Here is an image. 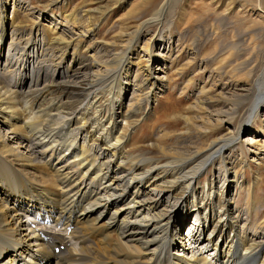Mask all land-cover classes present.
<instances>
[{
    "label": "rangeland",
    "instance_id": "obj_1",
    "mask_svg": "<svg viewBox=\"0 0 264 264\" xmlns=\"http://www.w3.org/2000/svg\"><path fill=\"white\" fill-rule=\"evenodd\" d=\"M161 2L163 0H0V30L3 32L0 41L1 73L14 76L12 82L17 81L18 86L26 83L27 88H35L36 84L42 88L54 81L78 80L83 73L99 71L98 63L107 61L111 49L108 43H120L125 36L141 30L137 44L132 46V54L130 51L127 53L129 64L125 71L116 73V76L122 77L121 84L124 87L123 100L122 97L119 100L122 101V111L125 112L130 102L143 93L138 86L146 75L154 77L155 85L151 88L148 85L145 89H150L149 101L144 99L141 112L131 117L135 122L132 127L127 128L126 121H121V117L118 119V130L123 131L122 134L128 140V143H124L127 144L124 151L148 153L149 156L157 157L151 147L159 136L166 133L175 136L168 144L174 145L178 141V147L182 146L183 152L187 153L198 145L196 138L202 130L210 132L207 139L199 140L202 141L201 147L207 148L208 143L217 137L234 138L235 126L246 105H241L242 108L233 118L218 116L217 112L227 111L224 100L232 98L230 95L234 88L260 85L261 95L264 92V0H171V6L159 24L143 26V20ZM73 8L78 24L66 26L62 11L69 13ZM81 8L92 9L89 18L82 15ZM17 9L20 11L17 20L21 21L24 14L26 19L23 21L26 23L14 28L11 23ZM54 32L66 37L70 43L68 48L56 50L54 46H47L46 37ZM147 42L151 43L153 57L144 51ZM123 51V47H120L114 53L123 54ZM106 90L104 88L102 92ZM201 90L204 93L200 95ZM99 91L95 89L96 94ZM71 97L70 100L56 99L66 110H79L89 100L86 94L72 93ZM52 98L46 96L42 102L46 103ZM201 99L203 102H200ZM258 110L259 118L242 127V132L236 137L238 144L235 148L222 150L220 160L226 163L227 172L222 169L217 156L216 160L214 158L201 170V176L194 184L197 195L185 191L184 197L188 200L166 187L161 189L154 184L138 185L140 191L150 192V196L162 207L168 206L172 210L174 220L166 234L173 235L177 242L183 241L170 249L172 254L178 248L177 254H184L180 258L182 261L190 260V251L195 250L191 246L199 245L204 241V236L208 237L209 229L207 231L205 224L216 222L217 225L215 210L219 200L230 204L229 213L237 219L240 235L244 233L253 242L264 241L263 231L252 229V225L260 223L264 214V107ZM109 116V106L105 103L99 110L98 119L102 121L105 117L107 121ZM70 129L72 134L69 137L74 140L72 135L77 133L75 126ZM2 136L8 138L14 147L19 145L18 141L11 142L14 136L9 134L4 125H0ZM76 136L77 146H91L94 151L104 154L106 161L112 157L108 151L99 149L101 138L94 143L85 132ZM190 142L192 145H189ZM20 143V151L24 152L25 145L34 146L32 141L22 142L21 139ZM36 149L33 151L37 152ZM2 162L7 166L10 164L4 159ZM107 165L112 174L119 173L120 169L115 164L108 162ZM43 172L47 179L43 184L38 182V185L45 184L44 188L52 193L56 187L50 179V172L46 169ZM22 175L24 180L25 175ZM203 189L207 193L211 191V199L214 200V204L207 206L205 213L202 211L204 209L199 211L193 208L198 206L201 195L203 197ZM184 224H187L185 228L188 227L189 231L190 227L193 228L190 239ZM196 227L199 229L195 231ZM225 228L219 227L214 235L217 238L225 237ZM81 231L84 236L94 238L95 234H91L88 227H82ZM93 243L85 247L99 257L101 264H130L134 259L111 254L107 255L109 257H100L96 249L100 250L102 242L96 238ZM210 244L214 246V243ZM203 247L210 262L217 264L211 247ZM221 252L219 262L227 259L228 254L226 250Z\"/></svg>",
    "mask_w": 264,
    "mask_h": 264
},
{
    "label": "bare ground",
    "instance_id": "obj_2",
    "mask_svg": "<svg viewBox=\"0 0 264 264\" xmlns=\"http://www.w3.org/2000/svg\"><path fill=\"white\" fill-rule=\"evenodd\" d=\"M170 4L171 0H163L143 20L142 25L159 24ZM16 11L11 23L14 28L26 23L23 21L26 19L23 12L21 21L17 20L20 11ZM80 11L89 18L92 9ZM62 17L65 18L66 26L78 24L74 8L69 13L62 11ZM1 30L0 41L3 33ZM140 31L125 36L120 43H108L111 49L107 61L98 63L99 71L83 73L78 80L54 81L42 88L37 84L35 88H27L26 83L18 86L17 81L12 82L11 78L14 76L1 73L0 68V125L8 128L9 134L14 136L11 142L18 141L20 145L22 139V142L32 141L35 146L25 145L26 152L20 151L19 145L14 147L8 138L0 137V264H101L99 257L85 247L96 238L102 242L100 250L96 249L100 257H109L108 254L134 257L130 264H213L206 256L204 245L211 247L217 264H264V241L256 243L247 239L244 233L240 235L237 219L229 213L230 204L221 200L215 210L217 225L216 222L205 224L207 231L209 229L208 237L204 236V241L200 244L197 241L199 245L191 246L195 250L190 251L191 258L187 256L190 260L182 261L180 258L184 254H177L178 248L173 250L176 255L170 252L171 247L180 241L177 242L173 235L166 234L174 220L172 210L168 206L162 207L150 196V192L138 189V185L142 183L145 186L154 184L161 189L166 187L165 189L181 198H187L184 197L185 191L197 195L194 184L199 180L201 170L216 156L224 172H227L226 163L220 160L223 149L235 148L238 144L236 137H239L242 127L259 118L258 108L264 107L261 86L234 88L231 95L229 93L232 98L224 100L227 111L217 112L218 116L233 118L242 108L240 106L246 105L243 116L235 126L234 138L217 137L205 148L200 146L202 141L199 140L207 139L210 131L202 130L196 138L198 145L187 153L183 152L182 146L178 147V141L174 145L168 144L175 136L166 133L159 136L151 147L157 157L149 156L148 153H126L124 148L127 144L124 143H128V140L122 134L123 131L118 130V119L121 117V121H126L127 128L132 127L135 122L131 117L141 112L144 99L149 101L150 89H145L148 85L150 88L155 85L154 77L146 75L138 86L143 93L130 102L125 112L122 111V101L119 100L121 97L123 100L124 87L121 84L122 77L116 76V73L125 71L129 64L127 53L137 44ZM46 40L47 46H54L56 50H65L70 44L63 34L57 32L48 35ZM120 47L124 49L123 54L114 53ZM150 49L151 43L147 42L144 51L153 57L154 53ZM104 88L107 90L102 92ZM95 89L100 91L96 94ZM72 93L86 94L89 100L79 110L63 109L56 98L70 100ZM203 93L201 90L200 95ZM46 96L54 99L44 103L42 101ZM104 97L106 99L103 102ZM105 103L109 106L111 116L107 121L104 120L105 117L99 121V110ZM73 125L76 135L85 132L94 143L101 138L99 149L108 151L112 156L110 160L106 161L107 157L91 149V146H77V136L72 135L74 140L69 137ZM34 148H38L37 152L33 151ZM3 159L10 162L9 166L2 162ZM108 162L120 169L118 174H112L108 170ZM45 169L50 172V179L53 180L50 183L56 187L52 193L44 188L45 184L38 185V182L43 184L47 179L43 172ZM22 174L25 175L24 180ZM201 193L203 197L201 195L198 206L193 208H198L199 211L204 209L202 211L205 213L207 206L214 204V200L211 199V191L207 193L203 189ZM194 195L191 193L192 201ZM205 220L208 221L207 218ZM185 225L187 226L184 224L183 227L187 229ZM84 226L96 236H84L81 231ZM219 227H227L225 237L217 238L214 235ZM189 229L191 230L187 229V235L190 239L193 228ZM198 229L196 227L194 230ZM252 229L264 233V214L260 223L252 225ZM181 242L178 244H182ZM210 243H214V246ZM62 245V249L58 248ZM221 250H226L228 254L227 259L219 262L223 253Z\"/></svg>",
    "mask_w": 264,
    "mask_h": 264
}]
</instances>
